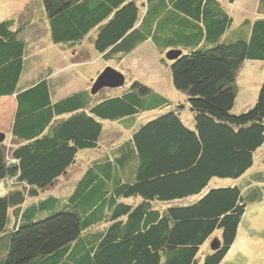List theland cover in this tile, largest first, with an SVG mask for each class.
Segmentation results:
<instances>
[{
    "label": "trees",
    "instance_id": "1",
    "mask_svg": "<svg viewBox=\"0 0 264 264\" xmlns=\"http://www.w3.org/2000/svg\"><path fill=\"white\" fill-rule=\"evenodd\" d=\"M235 1L38 0L39 13L27 5L0 21V99L14 103L12 144H0V264L221 263L246 207L264 200V154L254 160L264 81L251 109L231 113L236 73L264 62V0L240 19ZM87 37L118 63L145 44L164 58L181 51L170 75L184 98L136 80L116 97L97 98L89 85L66 95L72 77L43 57L54 47L81 58ZM105 123L128 136L102 146L68 198L30 200L80 152L101 149ZM215 233L217 249L200 259Z\"/></svg>",
    "mask_w": 264,
    "mask_h": 264
},
{
    "label": "rangeland",
    "instance_id": "2",
    "mask_svg": "<svg viewBox=\"0 0 264 264\" xmlns=\"http://www.w3.org/2000/svg\"><path fill=\"white\" fill-rule=\"evenodd\" d=\"M37 2L38 0H0V21L9 19L10 17H17L27 5L35 6L36 11H34L35 13L33 14L39 13L41 10ZM256 6L257 0H236L230 7L232 12L236 16H239L238 19H240L244 15L250 17L254 16ZM34 17L36 18V16ZM91 35L90 37L92 38L93 34ZM90 37L86 38V42H88L85 44L84 49L86 53L81 57L83 60L80 64L77 62V59H81L77 58L79 56L71 58L72 54H69V52L59 54L60 52H58V49L54 47L49 48L46 58L43 57L44 62H47V64L52 66L55 70L67 74L66 76L72 77L70 82L71 86H69L70 89L66 95L75 92L76 88H80L83 85H89V89H91L98 76H96V71H100L101 73L105 68H112L125 76V84L120 88L102 89V91L95 94L97 98L119 96L135 80L165 96L172 102L181 101L184 98V94L176 91L172 86L170 61L166 60L160 51L153 49L150 44L139 46L127 56L125 60L118 63L114 60L106 61L100 58V55L93 48L92 41H89L91 40ZM235 39L236 35L229 37L228 42H232ZM71 61L76 62L77 65H74ZM263 81L264 62L245 61L242 64L241 68L236 73V97L231 110L232 114H241L254 106ZM13 115V101L11 99H0V132L6 134L4 144L8 146L12 144L9 131ZM188 115L190 114L187 110L184 116ZM107 124L113 125L107 126ZM114 125H116V123L104 124L105 130L101 138V149L91 151L84 150L80 152L76 157L75 164H73L62 177L58 178L57 181L44 192H40L37 198L30 200H42L45 194L62 196L64 198L66 196V198H68L73 193L77 181L87 169V163L92 159L98 158L97 153H105L106 147L102 146H107L112 142L115 143L121 137L128 136L126 132L120 128L117 129ZM8 146H6V148H8ZM263 154L264 145L262 149L254 155L255 167H257ZM251 172L254 173L255 169L251 170ZM239 182L234 183L231 180L216 179L210 184L212 186H226L239 184ZM218 236V233H215L213 237L201 247L200 254L202 256L199 254L200 259L208 254V252L212 251L211 245H214L213 242ZM220 264H264V200L261 203L250 204L246 207L233 246Z\"/></svg>",
    "mask_w": 264,
    "mask_h": 264
},
{
    "label": "water",
    "instance_id": "3",
    "mask_svg": "<svg viewBox=\"0 0 264 264\" xmlns=\"http://www.w3.org/2000/svg\"><path fill=\"white\" fill-rule=\"evenodd\" d=\"M181 55V51H169L166 53V59L168 61H173L177 59ZM125 84V77L119 71H116L112 68H105L96 78L93 86L90 91L92 94H96L102 89H112V88H120ZM6 140V134L0 132V144H3ZM214 245H211V249L214 251L217 249L218 244L214 240Z\"/></svg>",
    "mask_w": 264,
    "mask_h": 264
},
{
    "label": "crops",
    "instance_id": "4",
    "mask_svg": "<svg viewBox=\"0 0 264 264\" xmlns=\"http://www.w3.org/2000/svg\"><path fill=\"white\" fill-rule=\"evenodd\" d=\"M225 5H226V6H229L228 4H225ZM232 5H233V4H232ZM232 5H231V6H232ZM229 8L231 9V7H229ZM231 10H232V9H231Z\"/></svg>",
    "mask_w": 264,
    "mask_h": 264
},
{
    "label": "clouds",
    "instance_id": "5",
    "mask_svg": "<svg viewBox=\"0 0 264 264\" xmlns=\"http://www.w3.org/2000/svg\"><path fill=\"white\" fill-rule=\"evenodd\" d=\"M125 77V76H124ZM216 242H217V238H216V240H215ZM213 251V250H212Z\"/></svg>",
    "mask_w": 264,
    "mask_h": 264
}]
</instances>
